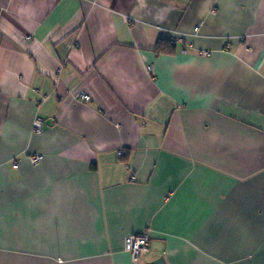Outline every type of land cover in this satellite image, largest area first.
Returning a JSON list of instances; mask_svg holds the SVG:
<instances>
[{
  "label": "crops",
  "instance_id": "crops-1",
  "mask_svg": "<svg viewBox=\"0 0 264 264\" xmlns=\"http://www.w3.org/2000/svg\"><path fill=\"white\" fill-rule=\"evenodd\" d=\"M161 257L264 264V0H0V264Z\"/></svg>",
  "mask_w": 264,
  "mask_h": 264
},
{
  "label": "built area",
  "instance_id": "built-area-1",
  "mask_svg": "<svg viewBox=\"0 0 264 264\" xmlns=\"http://www.w3.org/2000/svg\"><path fill=\"white\" fill-rule=\"evenodd\" d=\"M197 29V28H196ZM177 33L175 32V38H176ZM148 71H151V67L148 66ZM80 97L82 99H88V95L85 93H81ZM40 124H37L34 122L33 128L37 131L40 130ZM30 161L33 163H36L42 159L41 154H32L29 156ZM125 248L130 251L131 255L133 256L134 259H137L138 256L142 255L148 245V235L146 233H131L126 235L125 240H124Z\"/></svg>",
  "mask_w": 264,
  "mask_h": 264
},
{
  "label": "trees",
  "instance_id": "trees-1",
  "mask_svg": "<svg viewBox=\"0 0 264 264\" xmlns=\"http://www.w3.org/2000/svg\"><path fill=\"white\" fill-rule=\"evenodd\" d=\"M168 46L169 45L165 46V49H166L165 51L170 52L171 50H169V47ZM157 49H160L162 51V50H164V47H159L158 46Z\"/></svg>",
  "mask_w": 264,
  "mask_h": 264
},
{
  "label": "rangeland",
  "instance_id": "rangeland-1",
  "mask_svg": "<svg viewBox=\"0 0 264 264\" xmlns=\"http://www.w3.org/2000/svg\"><path fill=\"white\" fill-rule=\"evenodd\" d=\"M81 98V97H80ZM34 122H36L37 124L41 123V119L39 117H36V119L34 120ZM34 124V123H33ZM41 126V125H40ZM35 130V129H34ZM37 131V130H35Z\"/></svg>",
  "mask_w": 264,
  "mask_h": 264
},
{
  "label": "water",
  "instance_id": "water-1",
  "mask_svg": "<svg viewBox=\"0 0 264 264\" xmlns=\"http://www.w3.org/2000/svg\"><path fill=\"white\" fill-rule=\"evenodd\" d=\"M160 261H163V258L162 257L160 259L154 261L153 264H158Z\"/></svg>",
  "mask_w": 264,
  "mask_h": 264
}]
</instances>
